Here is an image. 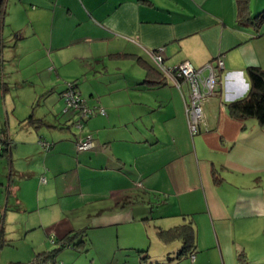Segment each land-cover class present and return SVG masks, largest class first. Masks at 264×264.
<instances>
[{
  "label": "crops",
  "instance_id": "crops-1",
  "mask_svg": "<svg viewBox=\"0 0 264 264\" xmlns=\"http://www.w3.org/2000/svg\"><path fill=\"white\" fill-rule=\"evenodd\" d=\"M251 1L249 19H239L236 0H4L0 264H33L84 229H94L98 246L111 244L112 229L153 220L159 201L158 229L186 225L194 237L178 259L184 241L166 243L177 246L163 255L176 256L162 264H264V124L227 110L248 91L246 68L264 69V3ZM159 49L167 66L223 60L195 136L184 111L188 85L163 81L148 58ZM116 58L126 61L109 73L104 61ZM130 66L133 73L122 69ZM67 81L104 109L83 125L93 150L75 149L83 134L62 112Z\"/></svg>",
  "mask_w": 264,
  "mask_h": 264
},
{
  "label": "rangeland",
  "instance_id": "rangeland-1",
  "mask_svg": "<svg viewBox=\"0 0 264 264\" xmlns=\"http://www.w3.org/2000/svg\"><path fill=\"white\" fill-rule=\"evenodd\" d=\"M259 2L264 3V0H259ZM255 4L259 3L255 0L251 1V6H255ZM257 5V6H258ZM264 5V4H262ZM256 6V7H257ZM261 11L264 12V6L261 7ZM261 12V13H262ZM261 16H264V13L261 14ZM264 19V17H260L259 20ZM264 23V22H262ZM6 38V36H4ZM7 39V38H6ZM124 58H116L115 63H108L109 61L105 59L104 64L109 65V73L115 71V65L120 64V62H125ZM126 72L133 73L134 70L130 66L128 69H124ZM121 70V69H120ZM136 70H138L136 68ZM141 71V70H140ZM81 71L78 70L79 74ZM94 75L93 70L88 71L87 77L91 78ZM77 81H80V76L77 78ZM82 82L78 83L80 87H83L85 90V87L82 86L85 84L86 87H88V83L83 80ZM71 82V81H67ZM66 87V82L64 83V88ZM82 88V89H83ZM84 95V96H83ZM83 95L80 93L81 98L87 99L85 97V92H83ZM63 100V99H62ZM79 117L75 115V120H77ZM75 133L77 135L80 134H86V132H79V130L74 129ZM42 148V147H41ZM162 204L161 201L159 202H153L152 204V213L151 216L153 217V220L151 221H143L141 222V226L132 225L131 227H125L127 225L121 226L119 229L114 228L111 231L112 235V243L111 244H104L105 245V251H98L102 246H98V240L96 238V232L94 229H84V233L86 234L84 237H77L78 240H76L74 243L72 241L69 242V246L64 247L60 250L58 253L59 260L57 259L56 264H160L159 261H156V259L161 261L164 260L166 263L170 262L168 261L169 257L174 258L176 254H172V252L165 253L163 255V252L165 250H169L170 248L177 246L176 244H169L166 245L165 240L162 239L157 232H159V221L155 220L157 218L158 212L156 211L159 209V205ZM140 215V214H139ZM138 217V216H137ZM141 219V218H139ZM165 230V228L163 229ZM86 237V238H85ZM79 240H83L82 245H76ZM59 243V242H58ZM171 243V242H170ZM108 246L112 247L113 250L109 252ZM140 247H143V249H139ZM50 250H55L57 245H49ZM104 250V249H103ZM146 250V251H145ZM145 251V252H144ZM113 252V253H112ZM145 254L152 259H148L145 257ZM170 254V255H169ZM169 255V256H168ZM67 256V257H64ZM140 256V257H139ZM104 257V258H103ZM126 260V261H125ZM187 260V259H186ZM185 258L180 259L177 262H172L171 264H184ZM138 262V263H137ZM189 264V262H188Z\"/></svg>",
  "mask_w": 264,
  "mask_h": 264
},
{
  "label": "built area",
  "instance_id": "built-area-1",
  "mask_svg": "<svg viewBox=\"0 0 264 264\" xmlns=\"http://www.w3.org/2000/svg\"><path fill=\"white\" fill-rule=\"evenodd\" d=\"M148 57L154 65L162 73L164 79L181 91V86L186 83L189 88L188 101L184 103V111L186 115L187 127L191 136L199 133L200 128L204 125L203 105L215 94L219 82V72L223 69V60L221 57L216 59L215 64L207 63L201 68H195L190 62L184 61L174 66H165L163 64V57L161 50H148ZM65 101L64 111L71 113H78L79 117H87L94 113L97 109L98 113L103 115L104 109L99 107H88L86 100L81 98L78 91L74 89L71 84H67V88L62 93ZM75 127L81 129L82 124L77 122ZM4 135L0 134V153L6 147L3 140ZM40 144L44 150L49 149V142L44 139L40 140ZM78 151H85L94 148L92 136L88 134L83 140H78L76 143ZM42 181H44L42 179ZM53 243V239L51 240ZM191 262L194 260V254L189 255ZM33 264H56L52 261H40L34 259Z\"/></svg>",
  "mask_w": 264,
  "mask_h": 264
},
{
  "label": "trees",
  "instance_id": "trees-1",
  "mask_svg": "<svg viewBox=\"0 0 264 264\" xmlns=\"http://www.w3.org/2000/svg\"><path fill=\"white\" fill-rule=\"evenodd\" d=\"M236 2H237V9H238V18L239 19H243V18L246 19V18L250 17L248 0H236ZM3 3H4V0H0V16H1V11H2L1 8L3 7ZM262 13H264V12H262ZM262 13H260L258 15L259 19H260V17L261 18L264 17V16H261ZM149 60L151 61L150 58H149ZM151 63L154 66L153 70H156L164 81L165 79H164L162 73L159 71V69L154 65V63L152 61H151ZM163 64L165 65L164 58H163ZM165 66H167V65H165ZM245 71H246V77H247L248 84H249L248 91L243 97L236 99L232 102H229L227 104V110H228L229 114L234 118L243 119V118L251 117V118L256 119L260 124H264V69L257 67V66H250V67H247ZM67 84H71L76 91L79 92V90H78L77 84L75 82H66V87L60 93V98H61V100L63 99L62 100L63 101L62 112L69 114V113H71L70 111H64L65 101H64V98L62 97V93L67 88ZM79 94H80V92H79ZM86 104H87V100H86ZM87 106L90 107L88 104H87ZM92 107H94V106H92ZM99 108H102V107H99ZM95 112L98 113V110L95 109L94 113ZM71 114H73L74 116L79 115L76 112L71 113ZM98 114H100V113H98ZM92 115L87 116V117H82V118L78 117L77 120L72 122V126L74 127V129H77V130H79V132H82V130L84 128L83 125H84L85 120L90 118ZM77 122L82 124L81 129H78L75 127V123H77ZM88 134L89 133L83 134L81 137L78 138V140L79 139L83 140ZM78 140L76 141V143L78 142ZM92 140L94 142L93 137H92ZM3 142L6 145V147L3 148L0 155L6 154L8 151V148H9V142H8V140H6V138L3 140ZM76 143H75V145H76ZM94 145H95V143H94ZM75 149H76V146H75ZM93 149L94 148L89 149V150H85V151H90ZM76 151L80 152L77 149H76ZM192 231H193L192 228H189V231H187V226L182 225L180 227H174V228L168 229V230H159L158 234L162 239L165 240V243L172 242V241L179 239V238H181L184 241L182 250L180 251V253L176 257V259H178V257L181 254L188 252L193 247L192 241H193L194 237H193ZM71 239H72V236L64 237L63 239L59 240V248H57V249H55V250H53L47 254H45V253L39 254L36 259H38L40 261H47V260L49 261L50 260L54 263H57V261L55 260L57 252L59 250H61V248L69 246V242L71 241ZM82 244H83V240H79V242H77V244H75V246L76 245H82ZM191 253H193V252H190L189 255ZM171 260L169 259V261H171Z\"/></svg>",
  "mask_w": 264,
  "mask_h": 264
}]
</instances>
